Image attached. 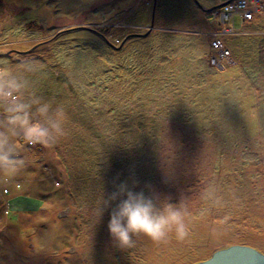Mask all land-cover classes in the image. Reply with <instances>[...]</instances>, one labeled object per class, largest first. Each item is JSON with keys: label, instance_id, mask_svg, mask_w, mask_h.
<instances>
[{"label": "rangeland", "instance_id": "obj_1", "mask_svg": "<svg viewBox=\"0 0 264 264\" xmlns=\"http://www.w3.org/2000/svg\"><path fill=\"white\" fill-rule=\"evenodd\" d=\"M233 245L264 254V0H0V264Z\"/></svg>", "mask_w": 264, "mask_h": 264}, {"label": "water", "instance_id": "obj_2", "mask_svg": "<svg viewBox=\"0 0 264 264\" xmlns=\"http://www.w3.org/2000/svg\"><path fill=\"white\" fill-rule=\"evenodd\" d=\"M195 264H264V254L241 245H233L215 251L212 256Z\"/></svg>", "mask_w": 264, "mask_h": 264}, {"label": "bare ground", "instance_id": "obj_3", "mask_svg": "<svg viewBox=\"0 0 264 264\" xmlns=\"http://www.w3.org/2000/svg\"><path fill=\"white\" fill-rule=\"evenodd\" d=\"M210 8V7H209ZM208 8V9H209ZM209 12V11H208ZM12 96L13 97H16L15 95H12V94H10V93H7V97H9V99H11V100H16V99H14V98H12ZM17 98V97H16ZM33 142H34V144L35 143H38L37 141H36V139L34 138V140L32 139V141H31V143H29L28 145L30 146V147H27V150H31L32 148H33ZM32 146V147H31ZM11 152H9V154H7L6 155V157L7 158H12L11 157ZM18 157V161L19 162H21V161H23L24 160V158H25V156H17ZM19 162H15V163H19ZM20 187V185L19 184H16L15 185V188H19ZM3 192H4V194L6 195V194H9V189L8 188H5L4 190H3Z\"/></svg>", "mask_w": 264, "mask_h": 264}, {"label": "trees", "instance_id": "obj_4", "mask_svg": "<svg viewBox=\"0 0 264 264\" xmlns=\"http://www.w3.org/2000/svg\"><path fill=\"white\" fill-rule=\"evenodd\" d=\"M69 31H71V29H69V30H67V31H61L59 34H61V33H64V32H69ZM54 38H52V39H49L50 41L51 40H53ZM49 42V41H48ZM45 43H47L46 41H44V42H42V43H40L39 45H42V44H45ZM38 45V46H39Z\"/></svg>", "mask_w": 264, "mask_h": 264}, {"label": "built area", "instance_id": "obj_5", "mask_svg": "<svg viewBox=\"0 0 264 264\" xmlns=\"http://www.w3.org/2000/svg\"><path fill=\"white\" fill-rule=\"evenodd\" d=\"M249 16V15H248Z\"/></svg>", "mask_w": 264, "mask_h": 264}]
</instances>
